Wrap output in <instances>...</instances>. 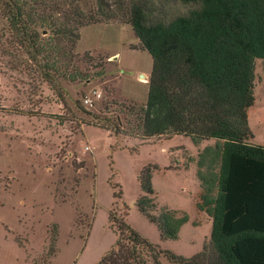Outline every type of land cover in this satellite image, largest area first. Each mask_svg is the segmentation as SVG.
Segmentation results:
<instances>
[{
    "label": "rangeland",
    "instance_id": "rangeland-1",
    "mask_svg": "<svg viewBox=\"0 0 264 264\" xmlns=\"http://www.w3.org/2000/svg\"><path fill=\"white\" fill-rule=\"evenodd\" d=\"M139 1L153 23L201 8L181 0H107L108 7L0 0V264H97L119 237L111 210L154 237L159 229L137 207L148 165L151 212L171 208L193 219L180 241L152 242L163 250L210 242L208 212L198 205L205 194L217 195L219 141L145 137L153 58L126 16ZM76 6L85 16L73 22L68 12ZM254 91L249 142L264 144L263 58L255 60Z\"/></svg>",
    "mask_w": 264,
    "mask_h": 264
},
{
    "label": "trees",
    "instance_id": "trees-1",
    "mask_svg": "<svg viewBox=\"0 0 264 264\" xmlns=\"http://www.w3.org/2000/svg\"><path fill=\"white\" fill-rule=\"evenodd\" d=\"M11 1L57 6L61 0ZM181 1L200 2L201 8L192 16L153 23L147 4L139 1L126 16L153 58L143 108L145 137L219 141L217 195L205 194L198 205L213 220L210 242L190 257L163 250L111 210L119 237L97 264H163L161 256L182 264H264V145L249 142L255 138L249 124V109L256 101L255 60L264 59V0ZM96 2L109 5L107 0ZM78 7L68 12L73 22L85 16ZM139 180L144 193L137 199L140 212L157 226L162 239L178 238L188 213L164 208L153 214V167L145 166Z\"/></svg>",
    "mask_w": 264,
    "mask_h": 264
},
{
    "label": "crops",
    "instance_id": "crops-1",
    "mask_svg": "<svg viewBox=\"0 0 264 264\" xmlns=\"http://www.w3.org/2000/svg\"><path fill=\"white\" fill-rule=\"evenodd\" d=\"M254 143H257L255 140L253 141ZM260 144H262V143H260ZM264 145V144H263ZM129 147V146H128ZM119 151H121V150H114V153H121V152H119ZM127 151H128V149H127ZM154 178V177H153ZM142 191V190H141ZM140 194H137V197L139 196ZM137 197H136V199H137ZM113 198V197H112ZM126 198V197H125ZM133 210V209H132ZM204 213H206V212H204ZM207 214V217L204 219L205 220V222H204V224L203 225H205L210 231V233H209V235H211V230H212V225H213V220H212V217L208 214V213H206ZM189 223H191V225H193V219H192V217L190 216L189 217V221L187 222V223H185L184 225H182V227H181V230H180V232H179V237H178V239H171V240H168L170 243L171 242H178V241H180L181 239H182V235H183V231H184V228L186 227V225H188ZM203 225H200L199 227H202ZM132 226V225H131ZM136 228V227H135ZM157 228V227H156ZM136 230H138L143 236H145V237H147V238H149L151 241H153L154 243L155 242H157V243H160V242H162L161 240V234H160V232L159 231H157V232H155V234H154V237H149L150 235L149 234H146V233H144V232H142L140 229H138V228H136ZM158 230V229H157ZM157 236V237H156ZM202 240H200V242H198L199 244H195L196 243V241H194V240H190V244H186V245H183V247L182 248H173V247H170L171 249H173L174 251H176L178 254H182V255H184V256H192V255H194V254H196V253H198V252H200L201 250H203V246H204V241H202ZM113 246V245H112ZM111 246V247H112ZM111 249V248H110ZM163 263L164 264H166L165 263V261H163ZM167 264H177V263H167Z\"/></svg>",
    "mask_w": 264,
    "mask_h": 264
},
{
    "label": "built area",
    "instance_id": "built-area-1",
    "mask_svg": "<svg viewBox=\"0 0 264 264\" xmlns=\"http://www.w3.org/2000/svg\"><path fill=\"white\" fill-rule=\"evenodd\" d=\"M100 94L99 93H96L95 96H99ZM84 102L87 103V104H90V105H93V102H94V99L92 97H87L84 99Z\"/></svg>",
    "mask_w": 264,
    "mask_h": 264
}]
</instances>
